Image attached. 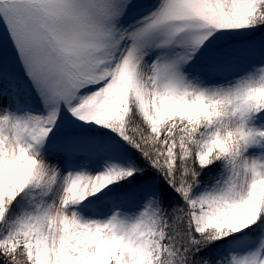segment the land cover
Here are the masks:
<instances>
[{
    "label": "snow or ice",
    "instance_id": "obj_1",
    "mask_svg": "<svg viewBox=\"0 0 264 264\" xmlns=\"http://www.w3.org/2000/svg\"><path fill=\"white\" fill-rule=\"evenodd\" d=\"M0 264H264V0H0Z\"/></svg>",
    "mask_w": 264,
    "mask_h": 264
}]
</instances>
